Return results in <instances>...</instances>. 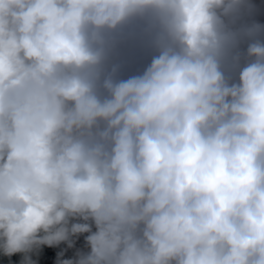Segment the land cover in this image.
Instances as JSON below:
<instances>
[{
    "label": "clouds",
    "instance_id": "obj_1",
    "mask_svg": "<svg viewBox=\"0 0 264 264\" xmlns=\"http://www.w3.org/2000/svg\"><path fill=\"white\" fill-rule=\"evenodd\" d=\"M251 11L0 0V256L35 264L83 237L57 264H264V26ZM142 51L150 63L122 78L114 59Z\"/></svg>",
    "mask_w": 264,
    "mask_h": 264
},
{
    "label": "trees",
    "instance_id": "obj_2",
    "mask_svg": "<svg viewBox=\"0 0 264 264\" xmlns=\"http://www.w3.org/2000/svg\"><path fill=\"white\" fill-rule=\"evenodd\" d=\"M252 11L250 15L245 17L248 23H258L264 26V0H250ZM246 48V45L242 46ZM118 53L123 51V46L118 47ZM151 53L142 51L134 59H125L118 55L115 63H120V75L122 78L141 73L144 68L150 63ZM84 238L80 237L76 240L73 248H67V245L62 244L56 248H42L39 252L32 254L31 259L35 264H57L59 259H73L78 251H86ZM63 252V256L60 253ZM23 256L17 255L11 258L0 256V264H21Z\"/></svg>",
    "mask_w": 264,
    "mask_h": 264
}]
</instances>
